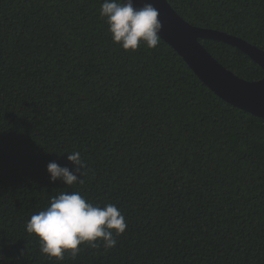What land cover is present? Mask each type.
Listing matches in <instances>:
<instances>
[{"label":"trees","instance_id":"trees-1","mask_svg":"<svg viewBox=\"0 0 264 264\" xmlns=\"http://www.w3.org/2000/svg\"><path fill=\"white\" fill-rule=\"evenodd\" d=\"M264 51V0H166ZM104 0H0V264H264V120L211 92L162 39L123 50ZM246 81L262 69L199 40ZM84 160L83 183L46 165ZM79 191L125 216L116 246L49 259L26 221Z\"/></svg>","mask_w":264,"mask_h":264},{"label":"clouds","instance_id":"clouds-1","mask_svg":"<svg viewBox=\"0 0 264 264\" xmlns=\"http://www.w3.org/2000/svg\"><path fill=\"white\" fill-rule=\"evenodd\" d=\"M158 16L152 3L135 7L133 0H104L100 8V17L108 25L112 42L123 50L135 51L141 44L149 49L156 48L162 29ZM67 161L72 169L54 160L47 163L49 183L57 180L67 186L83 183L79 177H83L86 164L80 152L68 154ZM126 227L125 216L117 205H94L79 191L62 192L52 197L44 210L26 221V231L39 239L41 253L57 260H63L66 252L75 258L81 251L79 246L85 242L96 249L101 246L99 240L103 248L109 250L116 246V237L122 235Z\"/></svg>","mask_w":264,"mask_h":264},{"label":"water","instance_id":"water-1","mask_svg":"<svg viewBox=\"0 0 264 264\" xmlns=\"http://www.w3.org/2000/svg\"><path fill=\"white\" fill-rule=\"evenodd\" d=\"M135 7L152 3L162 23L160 39L186 63L195 76L217 97L264 120V78L246 81L221 65L199 42L213 40L237 48L264 73V51L234 35L193 26L181 18L166 0H133Z\"/></svg>","mask_w":264,"mask_h":264}]
</instances>
